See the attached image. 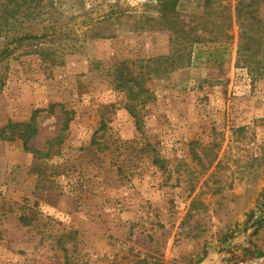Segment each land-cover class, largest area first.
<instances>
[{
	"label": "rangeland",
	"instance_id": "374dc122",
	"mask_svg": "<svg viewBox=\"0 0 264 264\" xmlns=\"http://www.w3.org/2000/svg\"><path fill=\"white\" fill-rule=\"evenodd\" d=\"M205 1H177L193 27L186 39L149 29L158 0L40 1L28 29L40 38L0 55V131L51 104L74 117L51 158L0 139V264H232L264 254V52L240 49L251 19L234 7L228 37L202 33ZM157 57L164 73L149 77ZM125 73L141 76L138 99L117 87ZM59 128L41 113L33 149Z\"/></svg>",
	"mask_w": 264,
	"mask_h": 264
},
{
	"label": "trees",
	"instance_id": "16d2710c",
	"mask_svg": "<svg viewBox=\"0 0 264 264\" xmlns=\"http://www.w3.org/2000/svg\"><path fill=\"white\" fill-rule=\"evenodd\" d=\"M41 0H0V42H4V46L0 51V55L6 53L10 55L12 50L9 47L11 43L22 44L24 41L36 40L40 37L36 34L30 33L28 29L37 25V13ZM178 0H158L159 4V18L154 20H149L150 30H168L177 38L186 39L191 37L193 32V27L187 26V23L183 21L181 16L175 12V6ZM232 1L235 2L232 6ZM259 4L258 0H206L205 9L207 12V18L203 20H208L205 26L202 28L204 32L212 34L214 32L217 35H222V37H228L226 31L231 28V17L229 16V10L231 7L238 13L243 11L248 14L249 19L247 24L242 27V38L240 43V49L249 54V58L256 56L260 52H264V20H256L257 15L255 14L253 8ZM219 9H214V7ZM228 11V13H227ZM217 13L223 14L227 13L224 20L217 22H211L214 15ZM238 15V14H237ZM202 20V19H201ZM151 21L152 23L151 25ZM40 22V20H38ZM26 24L27 32H20L23 30V25ZM262 26V27H261ZM21 27V28H17ZM66 29H59L54 31L53 34L57 35L63 34ZM19 33V34H18ZM21 33V34H20ZM195 35V34H194ZM42 36V34H41ZM201 36V35H200ZM198 37V36H195ZM200 38V37H199ZM198 38V39H199ZM200 40V39H199ZM196 40L194 43H197ZM211 41H216L211 39ZM44 50H39V52L44 55ZM55 53V50L53 51ZM57 57H55L56 59ZM149 77L152 75L159 76L163 69H161L160 58L149 59ZM149 65V66H150ZM127 73L123 74L119 78L117 87L120 90H127L130 93L129 98L132 100L138 99L142 95V87L140 85L141 76L130 77ZM137 87V91H132L133 86ZM144 93V92H143ZM65 107L61 104H51L48 109H38L33 111L32 115L27 121L20 123L9 122L0 131V139L6 141H13L14 139H19L22 142L23 150L37 155L39 158H51L55 156V148L60 146L65 138L66 132L69 129V124L73 120L74 112L64 109ZM126 110L130 113L133 118H136L134 108L130 105L126 106ZM46 115H53L60 119V128L58 134L50 138L46 143L47 147L44 150L33 149L34 138L39 132V118L41 113ZM156 162V161H155ZM262 255V254H258Z\"/></svg>",
	"mask_w": 264,
	"mask_h": 264
},
{
	"label": "built area",
	"instance_id": "2783aa9c",
	"mask_svg": "<svg viewBox=\"0 0 264 264\" xmlns=\"http://www.w3.org/2000/svg\"><path fill=\"white\" fill-rule=\"evenodd\" d=\"M232 264H264V254L246 259L236 260Z\"/></svg>",
	"mask_w": 264,
	"mask_h": 264
}]
</instances>
